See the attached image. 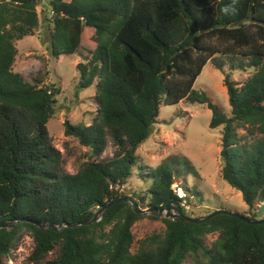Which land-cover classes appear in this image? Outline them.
Listing matches in <instances>:
<instances>
[{
	"label": "trees",
	"instance_id": "obj_1",
	"mask_svg": "<svg viewBox=\"0 0 264 264\" xmlns=\"http://www.w3.org/2000/svg\"><path fill=\"white\" fill-rule=\"evenodd\" d=\"M40 2L0 0V222L15 223L0 228V264L22 232L33 240V264H184L198 256L202 264H264V222L226 214L187 221V198L170 188L171 166L141 172L146 165H138L136 154L161 104H206L209 126L221 127L222 178L250 210L264 201V0H48L52 55L74 54L83 34L91 46L90 57L76 64L77 88L95 85L96 115L89 124L64 121V132L95 156L108 139L114 146L112 156L72 174L61 170L47 130L59 88L29 83L13 70L15 41L38 27ZM216 54L229 57L231 69H253L241 83L224 74L229 116L193 87ZM136 170L145 190L140 200L120 190ZM119 198L148 209L171 203L178 216L162 217L164 232L146 236L131 252V227L141 215L130 202H117L86 224ZM44 222L85 224L53 230L38 226ZM212 233L217 237L208 247Z\"/></svg>",
	"mask_w": 264,
	"mask_h": 264
},
{
	"label": "rangeland",
	"instance_id": "obj_2",
	"mask_svg": "<svg viewBox=\"0 0 264 264\" xmlns=\"http://www.w3.org/2000/svg\"><path fill=\"white\" fill-rule=\"evenodd\" d=\"M47 7L38 4L36 8L39 15L38 27L33 30L32 35L15 41L17 55L13 70L20 73L29 83L37 86L54 85L59 88V94L55 96L54 113L47 123V130L51 145L59 153L61 170L72 174L88 161L112 156L114 146L108 139L102 153L95 156L90 148L81 145L75 137L67 136L64 132V121L89 124L96 115L97 105L93 98L95 85L84 89L77 88L79 74L76 64L85 62L90 57L91 46L83 34L80 46L74 54L52 55L49 40L51 28L49 18L52 14ZM229 61L227 56L214 55L193 85L194 89L204 92L212 102L221 107L227 116L230 115V106L223 85L224 74L229 72L232 80L241 83L253 72L252 68L231 69ZM216 64H223L222 69H218ZM211 115V110L203 103L184 100L177 105L161 104L151 134L136 149V154L140 158L138 165L141 163L146 165L141 172L147 173L163 162L170 165L174 174L170 188L179 197L187 198L189 217L204 216L213 210H227L248 214L247 216L255 214L259 204L250 210L241 193L221 176L219 159L221 127L209 126ZM237 132L238 135H244L245 129L239 128ZM137 171L132 173L129 183L121 186L120 190L140 200L145 195V190L139 189L143 182L136 174ZM138 207L142 210L148 209L145 202H140ZM174 212L178 214L176 209ZM140 215L141 217L131 227L133 235L131 252L139 247L141 240L146 236L162 234L165 230V224L161 220L163 215L156 218L151 217L152 212ZM216 237L217 233L206 235L205 244L209 247ZM33 247L30 235L22 232L16 245L3 259V264H33L29 260ZM54 255L55 253H50L48 258ZM197 258L187 257L184 264H202L201 260H205L201 256Z\"/></svg>",
	"mask_w": 264,
	"mask_h": 264
},
{
	"label": "water",
	"instance_id": "obj_3",
	"mask_svg": "<svg viewBox=\"0 0 264 264\" xmlns=\"http://www.w3.org/2000/svg\"><path fill=\"white\" fill-rule=\"evenodd\" d=\"M130 202L133 207L134 210L137 214H146L148 212H154L156 213L157 216H161L163 215L166 218H176L178 216V214H176L174 212L175 207L173 204L168 203L165 205V207L163 209L161 208H151V209H147V210H142L138 207V205L131 199L129 198H119V199H115L112 202L108 203L105 207H103L102 209H100L98 212H96V214L86 223V224H90L92 222H96L98 221L102 214L104 213V211L109 208L110 206H112L113 204L117 203V202ZM264 201L262 203L259 204L258 207V211L255 213V216L253 218L249 217V216H245L243 214L237 213V212H231V211H227V210H214L211 211L210 213H208L207 215L203 216V217H199V218H194V217H185V219L187 221L190 222H194V223H199V222H204L206 220H208L209 218L217 215V214H226V215H231L233 217H237L247 223H251V224H256V223H261L264 222ZM15 224L14 222H7V221H1L0 222V228L2 227H8ZM85 223H65V222H60L58 225H55L51 222H44L42 224H38V226L40 228H50L53 230H58L60 229L62 226H79V225H84Z\"/></svg>",
	"mask_w": 264,
	"mask_h": 264
},
{
	"label": "built area",
	"instance_id": "obj_4",
	"mask_svg": "<svg viewBox=\"0 0 264 264\" xmlns=\"http://www.w3.org/2000/svg\"><path fill=\"white\" fill-rule=\"evenodd\" d=\"M47 1L48 0H41V2H40V4H42V5H44V6H48L46 3H47ZM47 9H48V11H49V13H53V11L49 8V7H47ZM184 202V201H183ZM184 204V203H183Z\"/></svg>",
	"mask_w": 264,
	"mask_h": 264
}]
</instances>
